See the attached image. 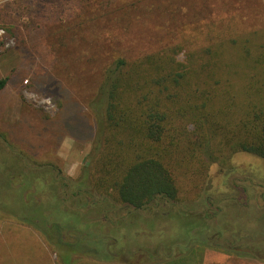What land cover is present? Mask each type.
<instances>
[{
  "label": "rangeland",
  "instance_id": "374dc122",
  "mask_svg": "<svg viewBox=\"0 0 264 264\" xmlns=\"http://www.w3.org/2000/svg\"><path fill=\"white\" fill-rule=\"evenodd\" d=\"M9 4L0 12L4 31L0 79H7L0 91V134L8 146L22 149L33 160L29 166L59 167L66 178L90 190L95 201L102 197L113 201L110 193L103 196L90 188L86 172L93 171L104 117L103 72L116 58L133 60L165 47L186 46L187 41L188 48L209 46L215 40L206 35L215 26L239 38L264 42V0H14ZM6 43L10 45L5 47ZM187 53L183 49L179 60H185ZM0 161L14 160L3 150ZM252 164L259 166L260 176L253 183L264 186V160L236 153L223 165L210 167L203 180L178 183L181 201L175 204L160 200L159 207L152 203L137 211L113 201L120 216H126L117 226L128 228L125 242L110 224L115 223L114 213L108 214L112 222L103 220L101 210L109 205L88 206L87 194L77 201L64 200L48 174L47 183L38 187L42 204L29 205L25 211L19 195L16 209H0L1 264L56 263L51 253H41L30 244L31 234L21 228L26 226L15 221L20 216H27L25 221L46 234L52 245H59L54 254L65 260L63 264L68 263L69 253H74L70 259L78 264H264V251L258 250L264 240L259 234L241 228L239 242L232 239L230 227L220 223L222 215H215L212 222L204 215L206 210L215 212L204 201L216 195V186L223 182L217 168L249 170ZM6 172H0L1 183ZM237 178L244 177H231ZM253 192L256 196L253 193L246 211L264 217V204L257 198L261 190ZM213 223L221 224L220 241L209 239Z\"/></svg>",
  "mask_w": 264,
  "mask_h": 264
},
{
  "label": "trees",
  "instance_id": "16d2710c",
  "mask_svg": "<svg viewBox=\"0 0 264 264\" xmlns=\"http://www.w3.org/2000/svg\"><path fill=\"white\" fill-rule=\"evenodd\" d=\"M206 36L215 42L118 57L105 69L100 140L86 172L96 193L143 209L181 201L178 183L203 180L231 154L264 159V42L217 26Z\"/></svg>",
  "mask_w": 264,
  "mask_h": 264
},
{
  "label": "flooded vegetation",
  "instance_id": "af4514ba",
  "mask_svg": "<svg viewBox=\"0 0 264 264\" xmlns=\"http://www.w3.org/2000/svg\"><path fill=\"white\" fill-rule=\"evenodd\" d=\"M2 149L8 151L14 161L12 164L8 162L0 161V172L1 171L6 172L5 169L7 168V172L5 174V181L2 183L0 182V209H5L6 207H10L11 209H16L14 205H17L18 203L17 197L19 195L21 196V198L19 199H21L22 202L21 204L23 206L22 208H24L25 211L26 209H28L29 205L42 204L41 199L38 197V195L40 196V193H38L39 192L38 189L41 188L39 187V184L41 186L43 184H46L47 175L52 174L53 180L56 184V185L53 184L54 185L53 187L56 188V190L58 189L60 194H62V198H64V200L72 198L73 201H77L80 195L87 194L91 198V200L88 199L86 201V205L89 206L92 203H95L98 206L109 205L110 206L109 208H103L101 210V214L103 215V220H105V222L106 221L112 222V220L109 219L108 214L114 213L113 218L115 219L114 221L115 223L114 224L110 223L112 229L115 228V233L118 232L119 234L120 232V238H122L124 242L125 239L126 241L128 240L127 237L125 238L127 233L126 231L128 230V228L126 227L120 229L117 228L118 224H120V222L126 219V216L125 215L120 216V212H119L120 210H118L117 205L113 201H111L107 197H102L100 198L99 201H95L94 200L95 195L92 192H90V190L80 188L79 182L77 181L73 182V180H69L68 178H66L62 174L61 169L55 165L43 164V165H39V167L36 168L29 166V164L33 160H30V158L27 157V155L24 153L22 149L20 150L8 146L6 144V140L3 134L1 133L0 152L3 151ZM243 154H247V153H243ZM33 158L36 160L39 157L33 156ZM260 159L264 160L262 158ZM1 162L3 163L2 164L3 167L1 166ZM215 165L216 163H213L210 167ZM258 167L259 166H257L256 164L249 165L247 167L249 170L247 169L240 170V168L238 169L235 167H233L230 170L229 169L226 170L222 167H218L217 174L218 176L223 178V182L222 184H219V186H216L217 187L216 189L217 192L215 193L216 195H211V196H217V197L220 196L221 198L217 199L216 201H213L212 203V201L210 200L211 196H208L205 198L204 201V203L207 206L208 205L211 206L212 210H215L216 212V213L215 212L208 213L206 210L204 212V215L207 216L206 219H209L210 222H212L216 219L215 215L217 214L222 215L221 217L222 221L220 223L230 227L229 230L233 231L231 235L232 239L237 240L239 242L242 241L241 240L242 238L240 236L241 228H246V227L249 228L248 229L249 231L259 234L264 240V217L259 216L257 213L255 214V212L253 211H250V213L246 211L249 208L248 206L250 203L251 196H253L254 193L253 191L261 190V192L257 194V198L260 202L264 204V186H262L260 183L259 184L253 183V180L254 181L258 180L257 177L260 178V176L256 174ZM233 175H237L239 177H244V178L231 179ZM228 182H230V184L226 185ZM68 189L72 190V192L69 194H68ZM31 194H33V198L28 197V195ZM64 194H66L65 197H63ZM240 198L244 199V202L239 200ZM54 199L57 207H59L56 201V194L54 195ZM159 201L153 204H156L157 207H159L160 206ZM162 201L166 204L168 203L175 204L174 202L172 201L169 202L166 199H162ZM76 204H79L81 206V204L78 202ZM126 207L129 206L126 205ZM224 207L227 209H225ZM132 209L137 211L142 210V209H134V208ZM19 219L27 220L28 218L27 216H22V217L20 216ZM35 222L38 223L37 220H35ZM220 223L217 225H215V223L210 225L209 228L211 229L210 231L214 230V232L210 235L209 239L214 238L216 241H220L223 239L222 233L219 230V226L221 225ZM202 232L203 231H201V234ZM252 237L256 238L257 235L252 234ZM59 241L60 242L62 241L63 243V238L61 237ZM72 246L73 245H70V248ZM258 248H259L258 250L264 251V246H262L261 243L258 244ZM124 249L122 250L124 251Z\"/></svg>",
  "mask_w": 264,
  "mask_h": 264
},
{
  "label": "crops",
  "instance_id": "0c3cea01",
  "mask_svg": "<svg viewBox=\"0 0 264 264\" xmlns=\"http://www.w3.org/2000/svg\"><path fill=\"white\" fill-rule=\"evenodd\" d=\"M13 1L14 0H0V12H2L1 9H7L8 6H10L9 3H12ZM15 221H17V223H19L18 225L26 226V227H21V228H26L27 230H22L19 227L17 229L20 231L22 230L24 232H29V234H31V236L29 237L30 240L28 239V241L30 242V244L32 246H34L41 253L45 252V254L47 253L48 255H49V253H51L53 257H56L54 260L56 262L55 264H63V262L65 260L61 259L60 255L58 256V255L54 254L55 252L58 254V251H60L59 245H57V244H55V246L52 245L49 237L46 234H44L40 231H37V229H35L34 225H31L29 221H25L23 219H15ZM22 224H24V225H22ZM61 252H64V251L62 250ZM73 255H74V253H72V254L69 253V254L65 255L66 261L68 260L67 264H74V263L78 264V260L70 259V257ZM0 260H1V255H0ZM59 260H60V262H59ZM0 264H1V261H0ZM7 264H10V262L8 261ZM51 264H52V262H51Z\"/></svg>",
  "mask_w": 264,
  "mask_h": 264
},
{
  "label": "built area",
  "instance_id": "2783aa9c",
  "mask_svg": "<svg viewBox=\"0 0 264 264\" xmlns=\"http://www.w3.org/2000/svg\"><path fill=\"white\" fill-rule=\"evenodd\" d=\"M4 34V31L3 30H0V37ZM10 45V43H6L5 44V47H8Z\"/></svg>",
  "mask_w": 264,
  "mask_h": 264
}]
</instances>
